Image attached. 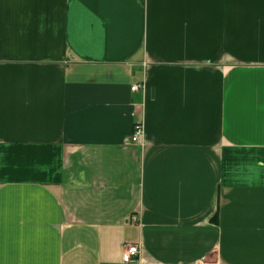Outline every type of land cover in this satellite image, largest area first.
<instances>
[{"label":"crops","instance_id":"obj_1","mask_svg":"<svg viewBox=\"0 0 264 264\" xmlns=\"http://www.w3.org/2000/svg\"><path fill=\"white\" fill-rule=\"evenodd\" d=\"M0 264H264V0H0Z\"/></svg>","mask_w":264,"mask_h":264},{"label":"built area","instance_id":"obj_2","mask_svg":"<svg viewBox=\"0 0 264 264\" xmlns=\"http://www.w3.org/2000/svg\"><path fill=\"white\" fill-rule=\"evenodd\" d=\"M142 87L143 84H136L133 85L131 89L132 91H138ZM142 141H143V126L142 123L138 122L137 124H135L132 135L129 138H127L126 142L141 144ZM138 255H139L138 246H134V245L128 246L126 253L124 255V262L126 263L134 262Z\"/></svg>","mask_w":264,"mask_h":264},{"label":"water","instance_id":"obj_3","mask_svg":"<svg viewBox=\"0 0 264 264\" xmlns=\"http://www.w3.org/2000/svg\"><path fill=\"white\" fill-rule=\"evenodd\" d=\"M211 224L218 225L219 223V195L217 197V209L214 216L210 220Z\"/></svg>","mask_w":264,"mask_h":264}]
</instances>
